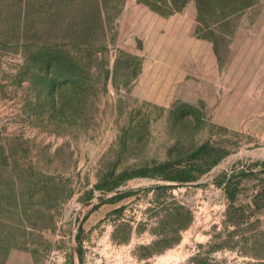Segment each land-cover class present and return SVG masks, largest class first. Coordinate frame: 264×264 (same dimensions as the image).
<instances>
[{"label":"rangeland","instance_id":"rangeland-1","mask_svg":"<svg viewBox=\"0 0 264 264\" xmlns=\"http://www.w3.org/2000/svg\"><path fill=\"white\" fill-rule=\"evenodd\" d=\"M254 162L264 0H0V264H253Z\"/></svg>","mask_w":264,"mask_h":264},{"label":"trees","instance_id":"trees-1","mask_svg":"<svg viewBox=\"0 0 264 264\" xmlns=\"http://www.w3.org/2000/svg\"><path fill=\"white\" fill-rule=\"evenodd\" d=\"M207 145H201L196 148L191 154L190 159H201V156L208 154ZM201 163H193L186 167H173L168 164H162L158 166L159 175L165 179L178 182H186L195 178L194 175H198L206 171V167L201 168ZM167 171H164L166 170ZM194 172L195 174H191ZM244 181H250V187L252 191L250 193V205L253 209H259L264 206V162H254L241 165L240 167H232L229 171H222L214 177V183L220 186L223 195L229 206H231L236 200L240 190V184ZM227 219L238 225L242 222L243 216L241 212L231 213ZM261 235V242L264 245V231H259ZM253 264H264V250L263 253L257 255L256 261Z\"/></svg>","mask_w":264,"mask_h":264}]
</instances>
